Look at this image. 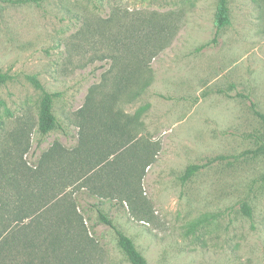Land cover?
<instances>
[{
  "label": "rangeland",
  "instance_id": "1",
  "mask_svg": "<svg viewBox=\"0 0 264 264\" xmlns=\"http://www.w3.org/2000/svg\"><path fill=\"white\" fill-rule=\"evenodd\" d=\"M219 2L0 0V264H131L97 207L149 264H264V0Z\"/></svg>",
  "mask_w": 264,
  "mask_h": 264
},
{
  "label": "trees",
  "instance_id": "2",
  "mask_svg": "<svg viewBox=\"0 0 264 264\" xmlns=\"http://www.w3.org/2000/svg\"><path fill=\"white\" fill-rule=\"evenodd\" d=\"M216 23L217 35L224 27H226L230 23L228 0H220L216 15ZM217 35L214 38V41H216ZM7 79V74L0 73V83L6 81ZM57 95L58 93L45 92L44 98L42 100L38 126V131L40 132L42 139L47 136L49 132H51L58 124L57 116L54 112V101ZM203 166V164H191L190 166H188L183 178L188 179L192 177ZM97 212L100 223L108 225L115 230L118 245L125 254V256L128 258V260L131 262V264H149L148 259L138 249L134 240L124 231H122L115 224L114 220L102 208L97 207Z\"/></svg>",
  "mask_w": 264,
  "mask_h": 264
}]
</instances>
